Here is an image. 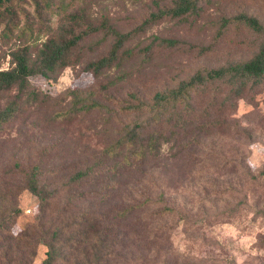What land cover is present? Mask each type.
Returning a JSON list of instances; mask_svg holds the SVG:
<instances>
[{
  "label": "rangeland",
  "instance_id": "obj_1",
  "mask_svg": "<svg viewBox=\"0 0 264 264\" xmlns=\"http://www.w3.org/2000/svg\"><path fill=\"white\" fill-rule=\"evenodd\" d=\"M50 1L52 9L63 4L67 14H84L95 22L107 16L122 31L136 26L157 4L164 6L171 2ZM24 9L29 13L30 22L22 15L11 30H5V23H0V69L9 67L10 50L26 44L38 46L46 38L30 0L24 4ZM240 11L256 15L264 25V0H215L192 24L164 20L151 26L129 44L137 55L120 68L114 67L98 77L83 70L85 61L106 53L110 44V40H106L95 52H87L81 63L65 68L52 83L44 76H31L30 82L45 97L37 104L22 105L21 112L0 127V194L5 190L13 191L3 204L6 209L18 210L11 226L13 238L23 235L25 225L40 215L37 197L22 188L25 174L38 166L39 180L44 186L61 188L73 172L95 162L112 139L114 130L136 118L130 113L116 114L118 105L129 92L148 99L155 91L174 86L199 68L249 57L259 37L244 28L232 26L213 45L220 18ZM49 17V25L56 28L61 21L59 15L51 13ZM63 22L66 28L70 26L68 18ZM29 25L31 29L27 28ZM153 36L176 39L179 43L153 45L150 52L141 51L152 42ZM98 38L100 35L85 43L96 42ZM205 47L208 49L202 51ZM122 72L128 74L126 79L104 89L105 84ZM14 93V89L0 93V110ZM110 97L113 98L110 100ZM95 101L102 106L97 107ZM80 106L92 107L81 109ZM232 117L251 131L249 139L239 137L231 127L206 138L166 174H162L159 166H154V161L143 167L144 174H138L145 196L160 202L162 195L175 208L168 217L147 222L170 228L167 230L171 236L170 254L171 257L179 255L182 264H264V86L253 101L240 99ZM163 151L165 156L174 152L166 145ZM108 176L119 178L114 172ZM128 191L124 186L118 190L120 194H128ZM63 192L51 202L47 219L63 206ZM84 208V205L73 206L68 214H79ZM156 209H148L147 216ZM34 240L33 237L31 245L21 241L18 249L11 240L13 250L8 258L14 260L15 256L23 255L30 259L33 253L29 264H40L46 246L34 244Z\"/></svg>",
  "mask_w": 264,
  "mask_h": 264
},
{
  "label": "trees",
  "instance_id": "obj_2",
  "mask_svg": "<svg viewBox=\"0 0 264 264\" xmlns=\"http://www.w3.org/2000/svg\"><path fill=\"white\" fill-rule=\"evenodd\" d=\"M27 1L0 0V23H5V30H11L22 15L30 22L29 13L24 9ZM30 1L35 6L37 21L46 38L38 46L26 44L10 50L9 67L0 69V93L15 90L10 101L0 110V127L20 113L22 105L37 104L45 97L30 82L31 76L41 75L52 83L65 68L81 63L87 52H95L106 40H110L106 53L85 61L83 70L98 77L114 67L120 68L137 55L129 44L151 26L164 20L192 24L215 0H171L169 5L157 4L127 31H122L107 16L95 22L84 14H67L61 6L63 4L52 9L50 0ZM51 13H57L61 19L56 28L49 25ZM65 18L70 23L68 28L63 22ZM232 26L258 35L256 49L249 57L216 67L199 68L174 86L155 91L148 99L129 92L118 105L116 114L130 113L136 118L114 130L99 158L73 172L61 188L44 186L39 180L41 171L38 166L25 174L22 188L37 197L40 215L25 225V233L19 238H13L11 232L18 210L6 209L3 204L13 191L5 190L0 194V264L32 262L33 253L30 259L17 255L11 260L8 255L13 250L9 244L11 240L16 242L18 249L21 241L25 240V245L33 244V237L34 244L46 246L40 264H182L179 255L171 257V236L167 232L170 228L147 222L162 220L173 214L175 208L162 195L160 202L145 196L138 174H144L143 167L152 161L156 163L154 166L161 168L162 174H166L206 138L231 127L236 129L239 137H251V131L239 124L232 114L240 99L253 101L264 86V25L256 15L246 11L222 16L213 45ZM97 35L100 38L96 42L85 43ZM178 43L176 39L153 36L152 42L140 50L147 53L153 45L175 46ZM127 77L128 74L122 72L105 84L104 89L116 86ZM72 92L77 95L74 89ZM94 103L97 107L102 106ZM91 107L80 106L81 109ZM164 145L174 150L172 155H164ZM109 163L111 165L107 167ZM113 172L119 178L108 176ZM123 186L129 188L128 194L118 192ZM63 190V206L55 216L47 219L51 202ZM81 205L85 208L79 214H68L71 207ZM151 207L157 209L147 216L146 211Z\"/></svg>",
  "mask_w": 264,
  "mask_h": 264
}]
</instances>
